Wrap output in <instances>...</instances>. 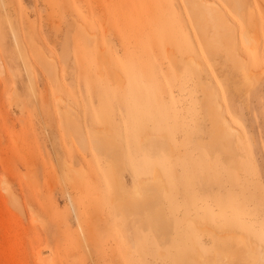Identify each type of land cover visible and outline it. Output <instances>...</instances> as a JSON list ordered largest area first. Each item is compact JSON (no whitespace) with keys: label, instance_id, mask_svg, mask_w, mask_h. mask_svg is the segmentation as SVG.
Instances as JSON below:
<instances>
[{"label":"rangeland","instance_id":"374dc122","mask_svg":"<svg viewBox=\"0 0 264 264\" xmlns=\"http://www.w3.org/2000/svg\"><path fill=\"white\" fill-rule=\"evenodd\" d=\"M0 264H264V4L0 0Z\"/></svg>","mask_w":264,"mask_h":264},{"label":"bare ground","instance_id":"6f19581e","mask_svg":"<svg viewBox=\"0 0 264 264\" xmlns=\"http://www.w3.org/2000/svg\"><path fill=\"white\" fill-rule=\"evenodd\" d=\"M199 1V0H198ZM201 1H204V0H201ZM207 1V0H206ZM206 3V2H205ZM208 3H210V2H208ZM213 3V2H212ZM260 3L261 4H264V0H260ZM203 4V3H202ZM211 4V3H210ZM214 4V3H213ZM209 6V5H208ZM199 7V6H198ZM206 8V7H205ZM207 9V8H206ZM210 9H208V11H209ZM205 12H206V10H204ZM211 11H213V10H211ZM210 12V11H209ZM217 13V12H216ZM207 14V13H206ZM205 14V15H206ZM209 14V16H210V13H208ZM208 16V15H207ZM214 16L216 17V21H218V23H215L216 24V28H218V29H226L227 28V24H226V22L225 21H223V19H222V17L220 16V15H218V16H216V14H214ZM209 19H210V17H208ZM210 21V20H209ZM229 22V21H228ZM244 38H245V40L246 41H250L251 39H252V37H251V35L250 34H248V33H245L244 34ZM51 69V68H50ZM223 121H225V120H223ZM222 125V124H221ZM229 127H231V126H229ZM226 128H228L227 126H226ZM230 129V128H229ZM229 132V131H228ZM96 144V143H95ZM152 180L155 182V181H157L158 180V175L155 173V174H153V177H152ZM144 181V180H143ZM147 183V182H146ZM38 252V251H37ZM39 253V252H38ZM38 253H36L37 255H38ZM39 257V256H38Z\"/></svg>","mask_w":264,"mask_h":264}]
</instances>
